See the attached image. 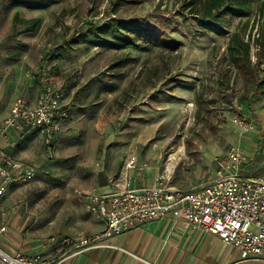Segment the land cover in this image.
<instances>
[{"label": "rangeland", "instance_id": "rangeland-1", "mask_svg": "<svg viewBox=\"0 0 264 264\" xmlns=\"http://www.w3.org/2000/svg\"><path fill=\"white\" fill-rule=\"evenodd\" d=\"M189 1L0 0V114L15 97L39 93L43 78L68 107L51 143L33 133L16 144L15 157L34 176L1 196L26 237L59 242L70 228L83 232L80 218L97 216L88 194L120 175L129 182L130 155L146 154L157 176L184 190L210 180L230 146L244 151L242 173L264 174V0H248L245 15L222 9L207 21L199 18L202 0ZM16 12L38 25L21 32ZM118 21L139 27L134 46L81 36ZM232 33L249 41L246 66L228 56ZM90 235L77 234L76 249L94 247L81 244Z\"/></svg>", "mask_w": 264, "mask_h": 264}, {"label": "built area", "instance_id": "built-area-1", "mask_svg": "<svg viewBox=\"0 0 264 264\" xmlns=\"http://www.w3.org/2000/svg\"><path fill=\"white\" fill-rule=\"evenodd\" d=\"M37 98L30 101L15 97L0 127V138L10 129H34L44 143H51L68 117L62 103L64 92L55 89L48 78L41 79ZM244 151L230 146L215 159L210 180L189 189H176L167 184L165 175H158L144 188L126 187L88 194L89 207L105 222L101 233L84 237L81 244L96 242L130 230L138 223L172 217L202 231L212 233L225 245L237 249L238 259L228 264H264V174L249 175L240 170ZM137 157L131 155L126 168H133ZM147 162L141 164L143 169ZM33 169L15 159L0 146V196L14 182L29 181ZM6 227L0 226V232ZM2 264H52L37 254H8L0 248ZM55 264V263H53Z\"/></svg>", "mask_w": 264, "mask_h": 264}, {"label": "crops", "instance_id": "crops-1", "mask_svg": "<svg viewBox=\"0 0 264 264\" xmlns=\"http://www.w3.org/2000/svg\"><path fill=\"white\" fill-rule=\"evenodd\" d=\"M34 89L33 95L28 98L30 101H34L39 94L38 89ZM9 109L10 105L0 114V127ZM33 133L41 138L34 129H10L7 136L0 138V146L17 159L14 153L17 142L29 139ZM143 156L147 155H138L135 167L126 169V174L131 178L128 187L150 186L159 173L158 167L150 166ZM144 162L148 165L141 169ZM125 187L126 176L120 175L114 183L108 181L99 185L97 191L107 192ZM7 203L8 198L1 196L0 226L4 225L6 229L0 232V248L8 254L21 252L30 257L39 254L43 255V260L52 264H228L238 259L237 249L228 247L214 234L172 217L138 223L123 233L100 238L95 244L98 246L83 247L82 250L76 249L80 245L77 244L78 236L84 231H88V235L101 233L105 229L102 218L93 215L80 218L83 232L70 228L67 233L69 235H66L68 237L59 242L55 235L47 238H35L32 235L26 237L24 227L14 219L13 212L6 215L4 207Z\"/></svg>", "mask_w": 264, "mask_h": 264}, {"label": "trees", "instance_id": "trees-1", "mask_svg": "<svg viewBox=\"0 0 264 264\" xmlns=\"http://www.w3.org/2000/svg\"><path fill=\"white\" fill-rule=\"evenodd\" d=\"M45 3H54L58 0H40ZM197 0H190L188 4H194ZM248 0H202V7L199 18L202 21L210 19L217 20L222 9L229 10L232 15L247 14L246 3ZM34 2V1H33ZM261 11L264 10V3L261 5ZM14 20L24 24V29L21 32L33 31L39 23V18L22 19L19 18L18 13L14 14ZM139 27H134L132 24L125 21H118L117 23H108L101 27H94L90 30L92 38H86L90 43L104 44L107 47H132L134 39L141 36ZM109 36L116 39L114 43ZM144 36V34H143ZM228 56L232 63L237 66H246L249 62L250 44L245 41L238 33H232L228 41ZM258 82V81H257ZM259 83V82H258ZM260 85V84H259ZM258 85H256L257 87Z\"/></svg>", "mask_w": 264, "mask_h": 264}, {"label": "bare ground", "instance_id": "bare-ground-1", "mask_svg": "<svg viewBox=\"0 0 264 264\" xmlns=\"http://www.w3.org/2000/svg\"><path fill=\"white\" fill-rule=\"evenodd\" d=\"M171 158H172V159H175V155L172 154V155H171ZM175 164H176V160H173L172 167H173ZM167 174H168V173H167Z\"/></svg>", "mask_w": 264, "mask_h": 264}]
</instances>
